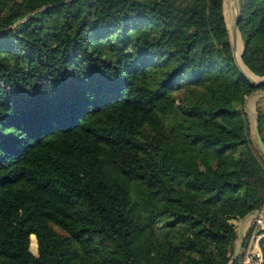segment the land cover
Instances as JSON below:
<instances>
[{
  "label": "trees",
  "instance_id": "1",
  "mask_svg": "<svg viewBox=\"0 0 264 264\" xmlns=\"http://www.w3.org/2000/svg\"><path fill=\"white\" fill-rule=\"evenodd\" d=\"M239 8L264 76V0ZM258 89L224 0H0V264H228Z\"/></svg>",
  "mask_w": 264,
  "mask_h": 264
},
{
  "label": "water",
  "instance_id": "2",
  "mask_svg": "<svg viewBox=\"0 0 264 264\" xmlns=\"http://www.w3.org/2000/svg\"><path fill=\"white\" fill-rule=\"evenodd\" d=\"M235 4V14L232 17V23L230 25V28L228 27V34H229V40L231 43V47L233 50L234 57L236 59L238 68L240 71L247 77V79L254 85L260 87L264 85V76H259L252 72L243 62V53H244V45L243 49L241 51L240 57L242 62L244 63L245 66L241 63V61L238 59V51H239V39L243 42L240 30H239V0H233ZM226 19V16H225ZM264 96V89H258L254 92H252L250 95H248L245 99V107L247 111L252 115L254 119V129H253V134L256 139V143L264 155V139L262 137V134L260 132V127H259V115L256 112V110L250 105V103L256 102L260 97ZM261 215L264 218V208H257L251 212H249L247 215H245L239 224V229H238V239L236 243V247L234 249V252L228 262V264H235L243 250V244H244V239H245V233H246V227H247V222L250 218L253 216H259Z\"/></svg>",
  "mask_w": 264,
  "mask_h": 264
},
{
  "label": "built area",
  "instance_id": "3",
  "mask_svg": "<svg viewBox=\"0 0 264 264\" xmlns=\"http://www.w3.org/2000/svg\"><path fill=\"white\" fill-rule=\"evenodd\" d=\"M261 208H264L262 205ZM246 244L237 264H262L264 262V218L253 216L246 227Z\"/></svg>",
  "mask_w": 264,
  "mask_h": 264
},
{
  "label": "rangeland",
  "instance_id": "4",
  "mask_svg": "<svg viewBox=\"0 0 264 264\" xmlns=\"http://www.w3.org/2000/svg\"><path fill=\"white\" fill-rule=\"evenodd\" d=\"M231 7L234 11L233 13V16L235 14V4H234V1L233 0H224V13H225V16H226V22H227V26L230 28V25L232 23V20H231ZM231 21V22H230ZM241 42V41H239ZM243 45L244 43L241 42L239 43V52H238V55L241 54V51L243 49ZM254 106L253 108L256 110V112L258 113L259 115V112L260 111H263L264 112V96L263 97H260L256 102L252 103ZM245 111L247 112L248 114V118H249V124H250V127L252 129V132H253V129H254V119L252 117V115L247 111L246 107H245ZM251 219V218H250ZM250 219L248 220V223L250 221ZM236 224H237V229H239V224L241 222V219L240 220H237L235 221ZM246 233H247V230H246ZM245 233V234H246ZM247 240V239H246ZM246 240L244 239V242L246 243ZM245 246V245H244ZM243 246V247H244ZM37 249H38V243H37V248H34L32 245H31V250L34 252V253H37ZM237 263H239V258L237 260Z\"/></svg>",
  "mask_w": 264,
  "mask_h": 264
},
{
  "label": "bare ground",
  "instance_id": "5",
  "mask_svg": "<svg viewBox=\"0 0 264 264\" xmlns=\"http://www.w3.org/2000/svg\"><path fill=\"white\" fill-rule=\"evenodd\" d=\"M233 13H234V11H233V9H232V7H231V20H232V17H233ZM231 22V21H230ZM239 41H241V39H239ZM242 42V41H241ZM241 42H239V43H241ZM239 52V51H238ZM238 59L241 61V63L243 64V66H245L244 65V63L242 62V60H241V57H240V55H238ZM250 105L253 107L254 105L252 104V103H250Z\"/></svg>",
  "mask_w": 264,
  "mask_h": 264
}]
</instances>
